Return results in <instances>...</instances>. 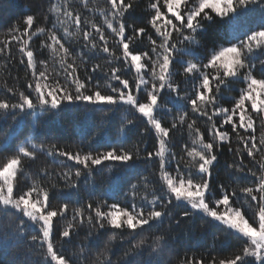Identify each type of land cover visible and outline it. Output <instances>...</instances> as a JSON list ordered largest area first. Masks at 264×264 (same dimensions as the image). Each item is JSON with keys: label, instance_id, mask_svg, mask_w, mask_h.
<instances>
[{"label": "snow or ice", "instance_id": "1", "mask_svg": "<svg viewBox=\"0 0 264 264\" xmlns=\"http://www.w3.org/2000/svg\"><path fill=\"white\" fill-rule=\"evenodd\" d=\"M140 2L48 0L45 24L29 8L0 39V57L11 64L15 44L25 69L22 87L0 85L10 94L0 97V117L20 123L81 105L127 106L132 118L121 127L140 137L134 149L81 154L6 132L0 141V245L42 257L18 264H171L164 254L174 251L182 233L191 235L199 219L201 229L221 234L213 235L217 254L186 256L179 264H264V0H147L146 15L137 18ZM40 37L44 59L32 48ZM98 73L103 86L92 84ZM174 131L188 137L179 156ZM225 148L233 158L221 165ZM41 155L82 166L60 173L72 190L67 202L52 203L59 197L57 185L41 178L50 175L46 167L29 171ZM105 161L122 169L152 163L154 179L131 185L130 205L79 203L78 179L87 185ZM174 228L181 232L174 235ZM125 233L134 242L113 260L117 237L128 244ZM73 237L78 251L68 252Z\"/></svg>", "mask_w": 264, "mask_h": 264}, {"label": "trees", "instance_id": "2", "mask_svg": "<svg viewBox=\"0 0 264 264\" xmlns=\"http://www.w3.org/2000/svg\"><path fill=\"white\" fill-rule=\"evenodd\" d=\"M59 2V0H56ZM94 4L102 5L104 0H93ZM48 0H0V39L5 38L6 30L18 20L29 14V8L31 12H39L38 24H45L43 20V15L47 7ZM146 4L147 0H141L138 5L136 16L141 18L146 15ZM27 5V7H26ZM91 15V14H88ZM252 22H257L259 19V14H255L251 18ZM46 26H51L50 21L47 22ZM215 26H213L208 34V38L211 39L215 36ZM40 39L44 37L34 38L32 42V48L36 51L38 59H44L47 57V49H41ZM146 43V38H145ZM12 50V56L15 60H12L9 64V59L0 57V85L5 81L8 86H23V78L25 75V69L19 64V52L17 51V46L14 44ZM260 58H264L261 56ZM101 62L103 58L101 57ZM95 62V61H93ZM8 67H5V65ZM89 68L91 65L89 64ZM259 67V66H258ZM259 71L256 75L259 76ZM81 75H84V69H81ZM17 77H20V81H17ZM128 78L131 80L133 74L129 73ZM97 81H100L101 85H104V76L102 73L94 75L92 84L94 85ZM188 87H191V82ZM232 87L239 88L243 87L242 84H235ZM235 92H225L227 96L235 95ZM9 96L6 89L0 87V97ZM79 103V102H78ZM127 106L118 107L115 105L108 106L102 105L98 108H84L83 105L79 109L73 108L71 110H63L57 112L55 116L50 113H44L43 115H37L35 118H25L23 122L17 123L13 120L11 115L7 118L0 117V141L4 139L5 133H9L12 137L16 139H25L28 137L33 138V142L37 144H43L47 149L51 145H56L57 147L70 151L72 153L80 152L81 154L85 152L98 153L106 151L111 147H125L134 149L140 142V137L135 130L129 131L125 135L124 130L121 125L124 119L132 118L125 109ZM40 110L37 109L36 113L39 114ZM198 126L203 130L205 127L204 121H198ZM183 136V138H181ZM259 136V129L257 132ZM173 143L175 145L174 151L177 152V156L181 154L180 149L184 144V141L188 139L186 132L181 133L180 131L173 132ZM15 142V140H14ZM145 143L151 145V140H145ZM235 146V145H233ZM151 150V147H149ZM232 154L228 153L226 148L224 155L221 156V165L225 161L231 162ZM62 162V163H61ZM248 161L245 160V163ZM40 167H46L50 173L47 177H41L44 181L50 184H56V189L53 190L54 198L52 203L57 205L59 203L67 202L68 193L72 190L65 187L64 180L60 177V173L63 171L72 170L74 172L75 168L80 167L74 161L67 160L65 157H47L41 155L40 158L29 165V171L35 172ZM155 170V165L149 163L137 164L130 168L122 169L118 162L105 161L103 165L95 166L92 177L89 178L88 184H85V179L83 177L78 179V191H79V203L86 204L88 202H95L98 200H107L108 203H113L119 201L122 205H130L131 199V185L136 184L140 177H152V173ZM75 179V177H73ZM223 178V176H221ZM94 182V191L91 187ZM23 187V184L21 185ZM142 189V184H141ZM92 192V195H89ZM62 194V195H61ZM73 202L75 203V194H73ZM77 203L76 206H79ZM71 216V211H69V218ZM196 227L191 230V235L187 232L182 233L178 243L174 246V251L166 252L163 259L165 261H170L171 264H179V261L186 256H195L197 258L204 257L205 260L209 259L211 255H216L212 249L219 248V243L213 242V235H221L220 233H214L212 229L205 226L203 229L200 228L201 221L196 220ZM58 225L62 226L63 221H58ZM203 231L204 235L201 236L200 232ZM181 229L174 228L173 234L180 233ZM34 234V233H30ZM147 235V233H145ZM84 231L80 232V237L83 238ZM128 244H125L119 237L114 242V245L118 248L116 250V255L111 258L116 260L118 256L122 255L125 248L133 243L132 237L127 236ZM73 237L72 244H66L65 247L68 252L78 251L76 246V241L79 239ZM105 239L107 237H104ZM140 236L136 237L139 240ZM234 243V242H233ZM227 254V253H223ZM25 258L29 260H39L42 259L40 256H34L31 253H25L17 251L15 247L9 244L0 245V261H4L5 264H13V262H18L24 260Z\"/></svg>", "mask_w": 264, "mask_h": 264}]
</instances>
